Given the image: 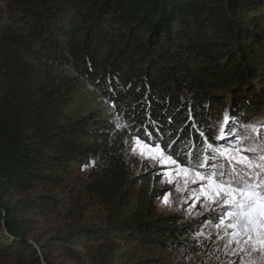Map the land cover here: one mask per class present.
Returning <instances> with one entry per match:
<instances>
[{"label":"trees","instance_id":"16d2710c","mask_svg":"<svg viewBox=\"0 0 264 264\" xmlns=\"http://www.w3.org/2000/svg\"><path fill=\"white\" fill-rule=\"evenodd\" d=\"M0 3V264H142L121 246L191 248L195 222L150 209L147 196L158 190L149 176L131 177L127 140L147 128L186 150L201 143L200 132L213 137L226 104L242 124L255 118L263 99L240 87L250 78L264 83V0ZM7 12L19 21L5 22ZM81 81L103 94L118 125L91 114L47 124ZM80 166L97 171L90 190L110 204L135 196L141 182L131 221L91 233L52 225L30 242L33 217H58ZM83 242L105 245L85 255L71 249Z\"/></svg>","mask_w":264,"mask_h":264},{"label":"rangeland","instance_id":"374dc122","mask_svg":"<svg viewBox=\"0 0 264 264\" xmlns=\"http://www.w3.org/2000/svg\"><path fill=\"white\" fill-rule=\"evenodd\" d=\"M4 21L17 22L19 21V15L7 12L4 15ZM64 73H70V71L64 70ZM252 79H248L249 81L241 86L240 89L247 90L250 85L256 88L257 94L259 93V96L263 99V106L259 113L256 114L249 124H242L239 120L232 117V107L226 104L221 111L220 117L213 122V137L218 134V130L221 127L227 129L229 124L235 125L237 131H246L247 129L243 127L244 125H258L264 122V83L259 84L257 80ZM1 93L3 91L0 86ZM245 95L247 96L248 93L246 92ZM89 114L101 120H111L117 125L119 120H121L116 112H114L113 106L104 98L103 94L99 93L92 83L81 81L78 92L74 95L70 105L57 113H50L47 117V124L55 127L63 121H77ZM226 116L228 118L227 121L225 120ZM136 137L137 135L133 134L128 138L126 154L129 156L128 162L132 173L131 177L136 178L141 174L144 177L149 176V187L158 190L154 192L157 196H147L146 201L150 209L157 215L174 217L176 218V222H195V225L199 227L193 226L194 229L191 230L189 237L190 243L193 246L187 249L145 248L138 246L136 243L131 244L129 247L121 246L127 254L135 255L131 263L143 261L144 263L142 264H241L243 258V264H264V255L259 252L253 253L251 257L244 253L234 256L230 250L225 249V241L216 240L217 230L212 224L214 213L205 206V201L200 190L201 181L197 178L195 183L186 182V175L180 173L179 169L171 165L170 162L166 160L160 161L158 153L155 154L156 158L153 159L142 155V145L137 143ZM233 139L235 138L231 137L223 141L214 140L212 143L220 147H229L230 141ZM164 141L154 138L149 143L164 145L177 142L170 140L164 143ZM203 148V138H201L199 145L189 144L186 150L177 149L178 156L176 158L181 162H186L188 160L186 153L189 151L199 152L200 156H203L206 154ZM144 150L147 151L146 149ZM246 154L250 156L254 155L253 153ZM209 163L211 164V162ZM198 170L202 172L206 171V169ZM95 172L97 171H92L89 167L80 166L75 168L72 173L73 180L66 189L68 196L66 204L57 208L58 217L53 216L47 219L33 217L36 223L34 224L32 234L28 236L30 242L33 241V237H43L52 225H62L63 228L71 230L87 229L91 233L93 230L104 229L105 222L121 223L125 220L128 223L131 221L133 217L131 211L135 210L141 182H138L134 188L133 193L135 196L128 194L132 192H127L124 194L126 198L122 199L120 204H117L118 202L110 204L107 198H103L97 192L90 190L93 177L96 175ZM28 194L32 195V193ZM22 196H27V194ZM124 202L127 204H124ZM200 233H203V235H199ZM208 237L211 238L209 239ZM102 244L104 242H83L72 245L71 249L85 255L86 247L90 248V250H95L100 248ZM34 246L36 250L39 249V246L36 244ZM119 259L124 261L123 257ZM57 262L58 264H79L74 261ZM80 264H84V261Z\"/></svg>","mask_w":264,"mask_h":264},{"label":"snow or ice","instance_id":"6c2138e0","mask_svg":"<svg viewBox=\"0 0 264 264\" xmlns=\"http://www.w3.org/2000/svg\"><path fill=\"white\" fill-rule=\"evenodd\" d=\"M243 127L247 130L237 131L235 125L229 124L227 129L221 127L214 137L200 132L206 154L200 156L199 152L189 151L186 162L176 158L177 142L149 143L155 134L147 128L136 140L142 145V155L153 159L158 153L160 161L170 162L186 175V182L195 183L197 178L201 181L205 206L214 213L212 224L217 230L216 240L225 241V249L234 256L244 253L251 257L256 252L264 255V122ZM231 137L235 139L230 141L229 147L211 142Z\"/></svg>","mask_w":264,"mask_h":264},{"label":"built area","instance_id":"2783aa9c","mask_svg":"<svg viewBox=\"0 0 264 264\" xmlns=\"http://www.w3.org/2000/svg\"><path fill=\"white\" fill-rule=\"evenodd\" d=\"M37 252L40 253L39 249H37Z\"/></svg>","mask_w":264,"mask_h":264}]
</instances>
